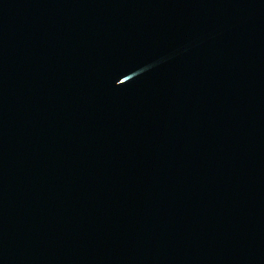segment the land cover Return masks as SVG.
Masks as SVG:
<instances>
[{
	"label": "water",
	"instance_id": "obj_1",
	"mask_svg": "<svg viewBox=\"0 0 264 264\" xmlns=\"http://www.w3.org/2000/svg\"><path fill=\"white\" fill-rule=\"evenodd\" d=\"M0 264H264V0H0Z\"/></svg>",
	"mask_w": 264,
	"mask_h": 264
}]
</instances>
